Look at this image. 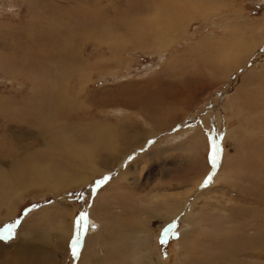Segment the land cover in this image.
<instances>
[{"label":"rangeland","instance_id":"374dc122","mask_svg":"<svg viewBox=\"0 0 264 264\" xmlns=\"http://www.w3.org/2000/svg\"><path fill=\"white\" fill-rule=\"evenodd\" d=\"M11 225L0 264H264V0H0Z\"/></svg>","mask_w":264,"mask_h":264},{"label":"snow or ice","instance_id":"6c2138e0","mask_svg":"<svg viewBox=\"0 0 264 264\" xmlns=\"http://www.w3.org/2000/svg\"><path fill=\"white\" fill-rule=\"evenodd\" d=\"M209 143H210V148H211V152H210V156H209V161L212 164V167L215 168L217 166V162H218V158H219V148H218V144L216 141H214L211 137L209 138ZM108 177H104L103 180L101 181H97V186H99L102 183H105L107 181ZM212 177L211 175L209 177H207L204 181V184H208L211 181ZM93 192H95V189L92 190ZM79 198H83V193H78L77 194ZM87 219V214L84 212H81L80 216L78 217L77 221H76V227L79 228V226L81 225V223L85 222ZM174 225H169L168 228H165L162 233H161V239H160V243L161 244H166L167 243V234L169 232V230L173 227ZM15 225H11L8 228H6L4 230V235H0V239H7L10 236L13 235L11 229L14 228ZM92 227L94 228L95 225H92ZM83 232L81 231H77L76 234L74 235L72 241H71V255L75 258L79 255V246L81 243V238H82Z\"/></svg>","mask_w":264,"mask_h":264},{"label":"bare ground","instance_id":"6f19581e","mask_svg":"<svg viewBox=\"0 0 264 264\" xmlns=\"http://www.w3.org/2000/svg\"><path fill=\"white\" fill-rule=\"evenodd\" d=\"M186 3H188L190 0H184ZM99 6V5H98ZM102 13H104V12H102ZM104 16V15H103ZM94 20V19H93ZM73 23L74 22H72L71 24L73 25ZM154 35V34H153ZM63 61V60H62ZM217 67V66H216ZM219 67V66H218ZM217 67V68H218ZM228 66L226 65V67L225 68H227ZM230 68H228V70H229ZM228 73V72H227ZM251 78V77H250ZM248 79V78H247ZM247 84V83H246ZM249 85V84H248ZM243 86V85H242ZM51 90V89H50ZM42 91V90H41ZM40 91V92H41ZM39 94V93H38ZM41 94H43V93H41ZM41 96V95H40ZM40 99V98H39ZM39 99H38V101H39ZM37 100V99H36ZM231 100H233V99H231ZM48 101V100H47ZM39 103H40V101H39ZM42 103V102H41ZM38 104V103H37ZM46 104V103H45ZM234 104V103H233ZM40 106V105H39ZM38 106V107H39ZM44 106V105H43ZM46 106H47V104H46ZM45 106V107H46ZM233 106V105H232ZM231 106V107H232ZM41 107H42V105H41ZM234 107V106H233ZM42 108H44V107H42ZM41 108V109H42ZM235 108V107H234ZM38 109H40V108H38ZM37 109V107H36V109H35V111L36 110H38ZM47 109H48V106H47ZM43 110V109H42ZM46 110V109H45ZM234 110V109H233ZM29 114H30V112H29ZM33 114H35V113H33ZM218 120L220 121V120H222V119H220V118H218ZM39 121V120H38ZM222 122V121H221ZM39 123V122H38ZM217 123V122H216ZM224 123V122H223ZM223 125V124H222ZM222 125H220L221 127H223ZM226 128V127H225ZM227 131V130H226ZM231 133V132H230ZM224 134V133H223ZM227 134H229L228 133V131L225 133V135H227ZM210 136L214 139V141H216L217 143H218V137H219V131L218 132H216V131H213V132H211V134H210ZM222 138V137H221ZM223 154V153H222ZM223 156V155H222ZM221 162H224L223 160H222V157H220L219 156V158H218V162H217V164L218 163H221ZM223 164V163H222ZM223 166V165H222ZM229 174H230V171H228V173H225V175H226V177L227 178H229L230 179V177H228L229 176ZM188 195V193H185V196H187ZM188 197H190V196H188ZM163 198V197H162ZM152 199H154V200H156V196H152ZM183 201L184 200V198L182 197V198H180V199H177L176 197H174V196H169V197H165L164 198V205L165 206H163L165 209H166V211L168 212V211H170L172 214H174L175 212H177V210L180 208V202L179 201ZM158 203H160V202H158ZM186 204V203H185ZM180 210V209H179ZM234 210V209H233ZM232 210V211H233ZM235 211H236V209L234 210V213H233V215L235 214ZM169 212V213H170ZM179 213H180V211H179ZM242 213L244 214V211H242ZM246 214V213H245ZM235 215H237V214H235ZM234 215V216H235ZM193 216V215H192ZM232 217L233 219L232 220H234L235 221V217ZM238 216H239V214H238ZM240 218H241V216H239ZM114 218V217H113ZM194 218V217H193ZM100 219H101V217H100ZM131 218L130 217H128V216H126V218H124V221L126 222V223H128V220H130ZM190 219H192V218H190ZM190 219H188V220H190ZM239 219V218H238ZM106 220V219H105ZM195 220H196V218H195ZM242 220H244V219H242ZM246 220V219H245ZM97 221V220H96ZM104 221V220H103ZM192 221V220H191ZM236 221H237V218H236ZM235 221V222H236ZM107 222V221H106ZM195 222V221H194ZM193 222V223H194ZM94 223V222H93ZM102 224H103V222H101ZM109 223V222H108ZM100 224V223H99ZM192 225V224H191ZM232 225H233V223H232ZM234 227V226H233ZM264 229V228H263ZM254 230V229H253ZM145 232V231H144ZM227 232V231H226ZM245 233V232H244ZM135 234H137V233H135ZM147 233H145V235H146ZM238 234V233H237ZM259 234V233H258ZM264 234V233H263ZM116 235V234H115ZM114 235V236H115ZM243 235V234H242ZM247 235V234H246ZM120 236V235H119ZM244 237V236H243ZM113 238V237H112ZM147 237H145V238H142V240L140 241V243L139 244H137V245H134L135 247H136V249H139V248H141L142 250H144L146 253H147V255H146V253H143L144 255H146L147 257H150V253L151 252H149L150 251V248L148 249L149 251H147V245H144L143 243H142V241H144L145 239H146ZM149 243V242H148ZM147 243V244H148ZM151 243V242H150ZM106 245V244H105ZM116 245H114V248H116L115 247ZM120 248V247H119ZM118 249V248H117ZM118 251V250H117ZM116 251V252H117ZM141 251V250H140ZM115 252V251H114ZM113 252V253H114ZM111 253V252H110ZM115 254V253H114ZM116 258V257H115ZM108 259V258H107ZM123 259V258H122ZM148 259V258H147ZM153 259V258H152ZM114 261V260H113ZM112 261V262H113ZM151 262H152V264L154 263L152 260H150ZM160 263V262H159ZM165 263V262H164ZM163 264V263H162Z\"/></svg>","mask_w":264,"mask_h":264}]
</instances>
